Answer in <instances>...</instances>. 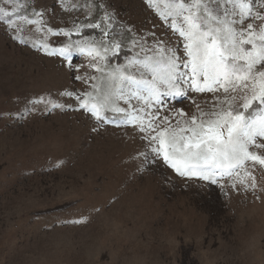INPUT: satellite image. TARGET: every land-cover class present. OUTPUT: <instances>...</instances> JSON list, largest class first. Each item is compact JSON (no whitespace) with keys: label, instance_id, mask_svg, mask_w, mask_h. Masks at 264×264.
Returning a JSON list of instances; mask_svg holds the SVG:
<instances>
[{"label":"rangeland","instance_id":"rangeland-1","mask_svg":"<svg viewBox=\"0 0 264 264\" xmlns=\"http://www.w3.org/2000/svg\"><path fill=\"white\" fill-rule=\"evenodd\" d=\"M176 2L192 0H0L10 13L0 19V264H264V169L249 168L256 188L247 190L227 177L217 184L182 177L125 114L106 110L104 123L80 108L77 97L95 96L93 84L103 91L117 67L152 79L130 61L151 57L162 67L168 48L188 59L183 16L162 15ZM203 3L212 16L239 19L227 0ZM86 42L104 56L95 61L102 71L75 50L70 60L53 52ZM180 86L183 96L162 97L159 106L130 94L117 103L146 123L159 107L156 123L163 127L167 115L175 127L187 119L175 109L199 115L196 105L210 112L224 96ZM229 94L238 107L242 93Z\"/></svg>","mask_w":264,"mask_h":264},{"label":"snow or ice","instance_id":"snow-or-ice-1","mask_svg":"<svg viewBox=\"0 0 264 264\" xmlns=\"http://www.w3.org/2000/svg\"><path fill=\"white\" fill-rule=\"evenodd\" d=\"M227 2L238 9V12L233 13L239 17L238 20L224 21L212 16L203 0H192L190 4L166 3L168 11L162 15L183 16V26L178 30L186 41L184 49L188 59L180 61L175 51L168 48L169 55L162 67L159 66L160 62L155 65L151 63V57L145 61H130V64L140 63L152 73V79H144L143 74L137 79L117 67L106 78L103 91L93 84L95 96L85 91L77 99L80 108L97 121L110 122L103 116L106 110L125 114L127 122L137 124L143 138L150 142L152 153L162 158L164 164L178 175L189 179L199 178L212 184L218 183L217 177H227L232 188L240 185L245 190L249 187L255 189L256 179L249 168L259 166L264 169V154L254 150L264 149V142H258L264 141V0ZM201 9L204 16L197 15ZM0 13V19L10 15L4 9H0ZM213 20L216 21L215 27L210 23ZM254 21L262 23L257 26ZM9 24L12 22L9 21ZM12 26L15 27L14 24ZM172 27L177 28L175 20ZM118 47L115 45L113 51ZM73 50L91 58L89 67L102 71L95 61L97 56L100 60L104 56L89 47L87 42L84 46L78 44L75 49L71 43L65 44L53 49V52L70 60ZM160 51L162 54L164 50ZM181 64L187 72L179 70ZM76 79L87 83L88 80L95 81L97 77L76 76ZM157 81L164 83L167 90L162 92ZM181 81L188 83L193 93L222 91L223 99L217 95L213 111L210 112L196 105L199 115L189 116L183 109H175L177 116H187V119L177 120L175 127L169 123L167 115L163 117V127L156 123L159 107L146 123L143 117L126 113L117 103L120 100L127 101L130 94L145 100L148 108L153 106L152 102L162 105V97L185 94L186 90L180 86ZM229 93H242L238 107L237 96ZM63 95L72 96L73 93L66 92ZM53 107L59 108L61 105L55 104ZM249 112L251 114L246 115ZM76 223L81 221L77 220Z\"/></svg>","mask_w":264,"mask_h":264}]
</instances>
